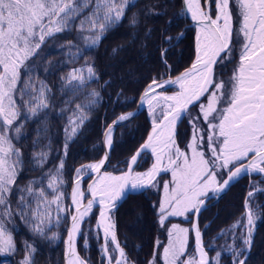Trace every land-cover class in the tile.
I'll list each match as a JSON object with an SVG mask.
<instances>
[{"label": "snow or ice", "instance_id": "1", "mask_svg": "<svg viewBox=\"0 0 264 264\" xmlns=\"http://www.w3.org/2000/svg\"><path fill=\"white\" fill-rule=\"evenodd\" d=\"M131 3L133 0H0V255L18 251L10 225L19 217L34 236L50 240L60 235L52 232L47 236L51 227L69 222L63 241L64 264H90V258L78 252L77 241L82 237L87 250L93 231L98 240L103 233L101 264H132L118 239L112 210L129 187H154L162 188L154 208L166 241L157 239L148 264H220L222 252L231 255L230 264H247L258 219L253 199L264 188L250 179L243 213L218 234L230 236L231 243L222 245L215 256L210 257L206 250L199 217L207 210L208 200H218L244 175L258 174L264 182V0H181L174 19L190 18L189 27L195 30L194 59L172 77L168 50L161 49L169 75L153 77L140 94L138 108L147 107L151 130L125 161V171L117 175L102 169L109 158L114 127L133 118V112L119 115L108 125L104 144L109 151L104 157L75 169L67 202L68 147L99 100V93L93 90L67 117L59 163L23 186L18 183L26 163L32 170H43L49 160V152L41 150L34 151L26 162L20 144L25 123L42 115L46 118L51 105L52 89L44 80L34 81L32 75L42 46L75 28L85 47H95L105 32L122 21ZM85 9H89L86 15ZM138 23L134 14L130 25ZM145 35L150 36L151 29ZM181 36L183 33L175 39ZM172 39L165 36L163 43ZM74 46L67 45L72 60L83 55L79 48L73 53ZM229 65L230 74L224 78ZM61 79L63 88L75 94L97 79V73L85 61ZM185 118L190 132L184 134L187 139L181 147L179 126ZM32 143L35 148L39 140ZM149 151L150 167L135 171L141 154ZM87 176L93 178L85 190L82 182ZM95 205L99 206L96 223H89L86 231L83 225L94 214ZM172 218H184L188 226L172 223ZM23 250L19 264H35V245L25 240Z\"/></svg>", "mask_w": 264, "mask_h": 264}, {"label": "trees", "instance_id": "2", "mask_svg": "<svg viewBox=\"0 0 264 264\" xmlns=\"http://www.w3.org/2000/svg\"><path fill=\"white\" fill-rule=\"evenodd\" d=\"M149 8L152 9L151 14H148ZM180 10L181 0H133L122 21L105 32L95 47H85L84 40L78 38L75 28L71 32L58 34L54 40H48L35 58L36 67L32 75L34 81L44 80L52 89L51 105L47 110L46 118L42 115L40 119L28 120L25 123L24 139L20 142L25 161L31 159L34 151L44 150L49 152V160L44 169L52 168L59 162L60 156L63 155L64 126L67 117L76 104L86 102L89 93L93 90L99 93V100L91 107L88 120L68 147L65 175L69 187L77 167L98 161L103 152L101 137L105 127L116 117L135 107L141 91L153 77L160 74L167 76L166 65L161 58V49L168 50L166 59L167 65L172 69L171 75L177 74L192 61L194 29L187 25L188 22L183 16L178 20L174 19ZM88 11L89 9H85L84 14L86 15ZM134 14H137L139 19L135 27L130 25ZM170 20L172 23H169ZM149 29L151 35L146 37L145 34ZM180 33H183V36L176 40ZM165 36L172 37V41L163 43ZM69 42L75 45L71 49L73 53L77 48L83 50V55L79 59L72 60L68 57ZM113 49L116 51L114 52ZM85 61L94 65L97 79L89 82L80 92L73 94L69 89L63 88L64 81L61 77L67 76L71 69L80 67ZM230 70L231 65L226 72ZM171 90L173 89L170 88L169 91ZM61 110H64L62 117ZM150 125L148 112L144 109L130 122L115 129L106 171L115 174L124 171L125 161L145 139ZM179 132L181 135L178 142L183 147L187 139L184 134L190 132L187 118L180 124ZM36 139L39 143L33 148L32 142ZM151 159L149 152L143 153L138 165L135 166V171L144 170ZM43 170L38 168L32 170L31 165L26 163L18 183L24 184L29 178L39 176ZM165 178L168 176L166 175ZM250 179L264 188V182L260 181L258 174H253L251 178L244 175L230 186L218 202L210 205L200 214L199 223L204 233L203 242L210 257L214 256L219 248L218 242L230 240L218 234L243 213V201L249 191ZM87 181L85 180L84 184ZM161 191L162 188L147 187L139 193L130 194L112 214L118 239L122 246H125L128 258L133 264H148L157 239L166 241V235L159 230L154 208V205H158ZM253 207L256 209L258 219L247 264H264V192L254 197ZM93 212L90 220L83 225L86 231L89 223L93 225L97 209L94 208ZM178 220L180 219L172 218L171 222ZM185 222L188 223L187 220ZM66 228L67 221L62 229L61 238L55 244L52 245L51 241L38 242L35 264H63V239ZM13 235L16 238L20 237L21 240L29 237L21 226L14 230ZM82 242L83 238L80 237L77 247L81 256L90 258V264H101V238L98 240L93 231L89 239L90 247L87 250ZM17 247L20 248V245ZM230 262L231 255L223 252L220 264H230Z\"/></svg>", "mask_w": 264, "mask_h": 264}, {"label": "rangeland", "instance_id": "3", "mask_svg": "<svg viewBox=\"0 0 264 264\" xmlns=\"http://www.w3.org/2000/svg\"><path fill=\"white\" fill-rule=\"evenodd\" d=\"M230 66V65H229ZM231 71V70H230ZM227 74H230V72H226V75H225V77L224 78H227ZM173 90H171V91H174L175 90V88H172ZM146 110H147V107H146ZM198 110V108L197 109H195V111L193 112V113H195L196 111ZM71 114V113H70ZM69 114V115H70ZM179 143V142H178ZM150 153V152H149ZM150 156H151V154H150ZM152 158V157H151ZM59 163V162H58ZM57 163V164H58ZM151 163H152V159L150 160V162H149V164H148V166L144 169V170H137V171H145L147 168H149L150 167V165H151ZM56 164V165H57ZM87 164V163H86ZM80 167V166H79ZM53 168V167H52ZM78 168V167H77ZM47 169L48 168H46V169H44L43 171H47ZM106 171V170H105ZM74 175L75 174H73V177H74ZM41 176V174L39 175V176H37V177H31V178H29V180H34V179H37V178H39ZM64 178H65V180L67 181V183H66V185H65V192L68 194V196H69V190H70V187H71V185H70V187H69V181H68V179H67V176L64 174ZM28 180V181H29ZM85 180H89V178H86V179H84V181ZM27 181V182H28ZM84 181L82 182V187L83 188H85V185L86 184H84ZM27 182H25L24 184L22 183V182H20L19 184L21 185V186H23V185H25ZM88 182V181H87ZM86 182V183H87ZM68 202H69V199H68ZM95 217H96V215H95ZM180 220H178V221H176V222H174V223H181L183 226H188V223H186L185 222V219L184 218H179ZM94 221H95V218H94ZM234 223V222H233ZM233 223H231L230 225H229V227L233 224ZM67 225H68V221H67ZM23 227L26 231H27V233H28V236L29 237H26V238H23L22 240H21V238L20 237H15L14 236V239H15V241H16V244H17V246L18 245H20V248H18V251H16L15 253H9V254H3V255H0V264H19V261L23 258V255H24V241L25 240H27L29 243H33L34 245H35V247H36V249H37V245H38V242L39 241H48V242H50L51 241V244L53 245V244H55L57 241H59V239L61 238V235H62V229H63V227L65 226V221L64 222H62L61 223V225L59 226V227H55V226H53V227H51V230L47 233V236H51V234H52V232H58L60 235H59V238L58 239H56V240H50V239H47V238H45V237H41V236H34L33 234H32V232L29 230V228L24 224V222L22 221V220H20L19 219V217H16L15 218V223L13 224V225H10V227L11 228H13V233H14V230H16V229H18L19 227ZM93 226H94V223H93ZM228 227V228H229ZM228 228H226V229H228ZM67 229V228H66ZM65 233H66V231H65ZM94 236L96 237V234H95V231H94ZM65 237V236H64ZM101 238V237H100ZM223 238H225V239H230L229 241H226V240H224V241H221V243H219L218 242V246H219V248L217 249V251H220L221 250V246L222 245H224L226 242L227 243H231V238H230V236L229 237H223ZM64 240V239H63ZM82 244L84 245V239H83V242H82ZM100 245H101V243H100ZM223 253V252H222ZM225 253H227V252H225ZM216 254V253H215ZM215 254H214V256H215ZM63 263V262H62ZM133 264V263H132Z\"/></svg>", "mask_w": 264, "mask_h": 264}, {"label": "water", "instance_id": "4", "mask_svg": "<svg viewBox=\"0 0 264 264\" xmlns=\"http://www.w3.org/2000/svg\"><path fill=\"white\" fill-rule=\"evenodd\" d=\"M187 20V25L189 26V24L191 23L190 22V18H188V19H186ZM194 29V28H193ZM194 51H195V30H194ZM193 59H194V57H193ZM192 59V60H193ZM192 62V61H191ZM191 62H190V64H191ZM190 64L187 66V67H189L190 66ZM187 67H185L184 69H182L180 72H178L177 74H175V75H171L172 77H175V76H177V75H179L181 72H183ZM169 75V73L167 74V76ZM167 76L165 77V78H167ZM146 87V86H145ZM144 87V88H145ZM144 90V89H143ZM143 90L141 91V93L143 92ZM140 93V94H141ZM139 98H140V95H139V97H138V99H137V101H136V104H135V107L132 109V110H130V111H127V112H125V113H123V114H126V113H128V112H133V113H135V115H134V117L133 118H135L137 115H139L144 109H146V106H144V107H142V108H138V105H139ZM117 118V117H116ZM115 118V119H116ZM133 118H131L130 120H128V121H125V122H122L121 124H119V125H117V126H115L114 127V131H115V129L118 127V126H121V125H123V124H126V123H128V122H130ZM114 119V120H115ZM112 122H113V120L108 124V125H110V124H112ZM108 125L105 127V129L103 130V133H102V137H101V145H102V148H103V152H102V155H101V157H100V159L102 158V157H104V155H105V152L106 151H109V149H107L106 147H105V144H104V133H105V131H106V129H107V127H108ZM150 130H151V125H150V128H149V131H148V133L150 132ZM114 131H113V134H114ZM148 133L146 134V137H145V139L147 138V135H148ZM144 139V140H145ZM144 140L142 141V143L144 142ZM141 143V144H142ZM140 144V145H141ZM140 145L135 149V151L133 152V154L137 151V149H139V147H140ZM150 152V151H149ZM110 154H111V150H110V152H109V158H110ZM132 154V155H133ZM143 154V153H142ZM141 154V155H142ZM131 155V156H132ZM130 156V157H131ZM129 157V158H130ZM141 157V156H140ZM109 158H108V160L106 161V163H105V166H104V168L102 169V171H105V167H106V165H107V163H108V161H109ZM99 159V160H100ZM140 159V158H139ZM139 159H138V161H139ZM127 167V166H126ZM126 167H125V169H124V171L126 170ZM135 167V166H134ZM115 174V173H114ZM119 173H117V175H118ZM86 178H89V180H88V182L86 183V185H85V190L87 189V186H88V184L92 181V176H87ZM86 178H84V179H86ZM84 179H83V181H84ZM235 182V181H234ZM233 182V183H234ZM232 183V184H233ZM72 186V185H71ZM230 188V187H229ZM229 188L224 192V193H222L221 194V196H220V198L217 200V199H210V200H208V202H207V204H208V207L210 206V205H212V204H215L216 202H218L220 199H221V197L223 196V195H225L226 194V192L229 190ZM146 188H143V189H137V190H133V189H131L130 187L128 188V189H126V191H125V194H124V196L120 199V200H118L117 201V204H116V207L112 210V214H113V212L123 203V201L128 197V195H130V194H136V193H139V192H141V191H143V190H145ZM70 193H71V187H70V190H69V202L68 203H70ZM85 203H86V201H85ZM94 208H96L97 209V213H96V217L98 216V214H99V206L98 205H95L94 206ZM96 217H95V221H94V225H95V223H96ZM69 223V222H68ZM68 226V225H67ZM255 228H256V226H255ZM254 232H255V230H254ZM102 236H103V233L101 232L100 233V237H101V244L103 243V239H102ZM67 238V231H66V233H65V237H64V239H66ZM79 239V238H78ZM64 241V240H63ZM64 250H65V244H64V242H63V254H62V258H63V264H64ZM79 252V251H78ZM81 255V254H80ZM101 255V254H100Z\"/></svg>", "mask_w": 264, "mask_h": 264}]
</instances>
